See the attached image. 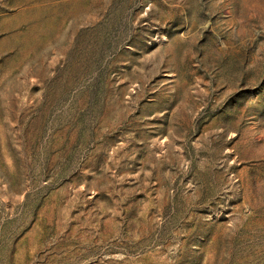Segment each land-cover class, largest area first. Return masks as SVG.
Wrapping results in <instances>:
<instances>
[{"label":"rangeland","instance_id":"374dc122","mask_svg":"<svg viewBox=\"0 0 264 264\" xmlns=\"http://www.w3.org/2000/svg\"><path fill=\"white\" fill-rule=\"evenodd\" d=\"M0 264H264V0H0Z\"/></svg>","mask_w":264,"mask_h":264}]
</instances>
